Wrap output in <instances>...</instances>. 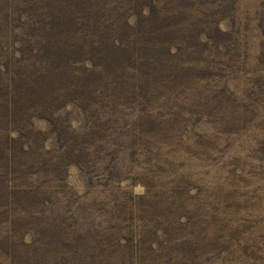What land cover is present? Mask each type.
<instances>
[{
    "label": "rangeland",
    "instance_id": "rangeland-1",
    "mask_svg": "<svg viewBox=\"0 0 264 264\" xmlns=\"http://www.w3.org/2000/svg\"><path fill=\"white\" fill-rule=\"evenodd\" d=\"M251 2L242 0L234 18L225 12L217 15L226 34L212 44L217 45L211 49L213 75L199 77L181 69V75L169 80L171 83H157L150 100L142 104L152 110L158 123L155 138L145 137V131L133 119L142 107L138 95L120 107L125 132L116 138L123 141L101 145L84 159H69L68 154L59 156L58 150L54 153L56 145L59 148L68 142L67 136L54 139L56 144L48 139L46 122L34 121L37 130L43 132L48 150L46 162L51 152L57 156L47 166L35 165L23 178L30 181L36 172L42 174L34 184L40 193V184L52 183L50 171L53 166L59 167L62 160L66 168L65 186L59 189L61 195L56 204L65 196L75 199L74 194L86 203L75 215L78 216L75 222H58V217L52 214L51 218L42 219V227L32 217L20 224L19 218L24 215L21 208L14 214H6L5 209L2 216L6 215V219H2L6 224L0 223V264H19L20 253H24L19 247V251H13L16 245L7 241L10 236L31 233V229L40 225L42 237H56L57 246L75 224L80 225L77 229L98 237L99 242L94 239L96 250L90 264H264V0H253V5ZM169 4L179 13L166 23L175 25L179 21L185 30L211 21L213 13H217V6L209 0H170ZM114 7L120 14L128 11L124 4V8L115 4ZM50 14L38 27L37 36L22 46L25 58L38 48L37 55L27 60L30 67L21 64V58L3 70L6 74L8 66L12 68L5 79L11 82L8 85L11 94L23 93L28 74L49 70L57 60L68 63L71 57L83 55L66 53L75 44L85 49L86 40L78 39L76 33L77 22L69 24L73 35L52 39L48 35L53 23ZM124 19L128 26L116 29L118 37L145 56L148 49L136 42L134 21L128 16ZM31 23L37 28L31 17L26 32H18L17 36L28 32L35 36ZM93 26L98 28V18L87 28ZM104 31L109 32L110 40V27ZM17 39L22 42L20 37ZM51 48L55 49L54 57ZM182 53L181 59L189 57L186 50ZM83 56L91 58L88 54ZM44 64L48 66L43 67ZM65 66L62 85L78 82L71 75L70 64ZM37 84L34 99L40 98L44 91L62 94L49 73ZM63 117V122L72 120L73 127H87L91 120L73 107H68V116ZM69 142L72 146L70 139ZM3 154L0 151V158ZM114 157L121 161L117 169L113 167ZM113 170L118 173L108 175ZM12 172H2L0 184L14 176ZM51 198L54 200L52 194ZM135 200L137 205L133 209ZM119 219H123V230L128 226V232L133 233L134 240L126 249L116 248L113 240L118 233L113 227L120 228V224L110 222ZM35 233L25 237V241L34 240ZM86 244L84 240L76 248L83 251ZM106 248L108 254L103 252Z\"/></svg>",
    "mask_w": 264,
    "mask_h": 264
},
{
    "label": "trees",
    "instance_id": "trees-1",
    "mask_svg": "<svg viewBox=\"0 0 264 264\" xmlns=\"http://www.w3.org/2000/svg\"><path fill=\"white\" fill-rule=\"evenodd\" d=\"M169 1L0 0V151L4 153L0 158V174L12 170L14 175L0 184L2 185L0 186V223L2 225L6 224L3 222L6 215L2 216L5 209L6 214L8 212L14 214L18 208H21L24 214L19 218L20 224L27 223L33 218L42 227V219L51 218L52 214L58 217V222L69 223L70 220L75 222L78 217L75 215L84 209L83 204L86 203L84 200L77 199V195L74 194L76 200L65 196L56 204V198L58 200L61 195L59 189L65 186L63 175L66 168L62 160L59 167L53 166L50 171L53 175L52 183L40 184V193L34 184L41 179L42 174L36 172L32 180L28 181L23 178L27 171L35 165L47 166L52 163V158L57 156L53 155V152L56 153L57 150L60 152L59 156L68 154L69 159L71 157L84 159L85 156H92L97 148H102L101 145L111 146L115 140L123 141L116 138L120 132H125L120 107L135 95L140 96L142 106L150 100L151 92L156 90L157 83H171L169 80L181 75V69L199 77L213 75L214 66L212 65L215 63L210 58H214V52L211 49L217 45L212 44L226 34L220 28L222 19L217 15L225 12L227 16L234 18L240 9L239 6L242 7V0H236L235 5L234 0H209L212 5L219 8L216 7V15L213 13L211 21H202L197 26L187 27L186 30L182 28L179 21L174 22L175 25L166 23L169 19L177 18L179 13L178 9L171 8ZM250 1L253 5V0ZM114 4L119 8H124V4L128 11L120 14L115 10ZM108 13L110 15H107ZM48 14L53 19L48 29L49 37L59 39L60 35H73L69 24L77 22L76 33L78 39L82 37L86 40L85 49H79L75 44L66 53L73 55L80 52L83 55H90L91 58L84 59L85 56L80 55L77 58L71 57L68 63L65 60H57L49 70L28 74L24 80L23 93L20 94L17 91L11 94L8 89L11 82L5 79L12 68L8 66L6 74L3 70L13 61L19 62L21 58L20 63L30 67L27 60L31 55H37L38 48L25 58L22 46L37 36V29L43 24V19ZM126 16L135 23L136 42L148 49L145 56L123 43L116 33L117 28H127L128 24L124 19ZM31 17L35 19L37 26L36 28L31 23L35 27V36L30 32L22 35L23 37L17 36L18 32H26L24 29L30 23ZM94 18H98V28L93 26L88 29L87 26L93 22ZM107 26L112 31L110 40L109 32L104 31ZM18 37L22 39V42L18 41ZM103 46L106 48H102ZM51 50L54 57L55 49L51 48ZM184 50L189 56L187 59H181ZM66 64H70L71 75L78 78V82L63 86ZM206 64H208L207 67ZM46 66L48 64H44L43 67ZM47 73L51 81L56 85L59 84L58 89L62 94L51 95V91H44L40 98H32L38 90L37 83ZM33 85V88L28 89ZM68 107L76 108L84 117L91 118L89 125L73 127L72 120H66L67 124L66 121L63 122V116H68ZM153 115L152 110L142 106L140 112L133 118L135 123L141 125L147 138H155L153 133L158 123ZM36 119L46 122L48 128L46 134L51 141L60 139L63 135L68 138L67 143L59 148L56 145L55 150L50 151L51 157L48 158V163L46 162L48 150L43 143V132L37 130L34 125ZM38 135L41 137H37ZM49 135H53V138ZM69 139L73 143L72 146L69 145ZM53 142L57 144L56 141ZM100 151L102 149L98 152ZM118 161L121 162L119 158L114 157L113 167L116 169L119 165ZM117 173L118 171L113 170L108 175ZM116 190L121 188L116 187ZM41 194L42 199H40ZM136 205L137 200L133 204V209ZM104 212H107L106 208ZM122 221L123 219L109 222L120 224V228L113 227L115 230L118 229L113 240L116 248L126 249V245L133 242L134 238L132 231L128 232V226L123 230ZM50 223L52 224V221ZM40 225L36 230L31 229V233L13 234L15 236H10L7 240L16 245L13 251L23 250L24 253H20L22 258L19 264H90L92 254L96 250L93 247L94 239L99 242L98 237L94 238V235L86 233L85 229H77L76 226L80 225L75 224L71 225L70 232L56 246V237H42ZM34 231H36L34 240L30 243L26 242L25 237H30ZM73 233L76 234L73 236ZM108 233L112 235L111 232ZM84 240L87 244L83 251L80 247L76 248V244ZM108 247L113 248L111 245ZM7 248L5 246V249ZM51 248H53L52 251H50ZM107 251L109 250L106 248L103 252L108 254ZM17 256L16 254L15 258ZM46 256L49 258L46 259Z\"/></svg>",
    "mask_w": 264,
    "mask_h": 264
}]
</instances>
